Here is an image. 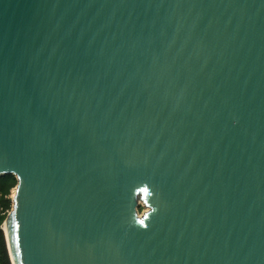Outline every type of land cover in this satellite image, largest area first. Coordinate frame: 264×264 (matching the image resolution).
<instances>
[{"label": "water", "instance_id": "95a60500", "mask_svg": "<svg viewBox=\"0 0 264 264\" xmlns=\"http://www.w3.org/2000/svg\"><path fill=\"white\" fill-rule=\"evenodd\" d=\"M6 175L11 264H264V0H0Z\"/></svg>", "mask_w": 264, "mask_h": 264}, {"label": "trees", "instance_id": "16d2710c", "mask_svg": "<svg viewBox=\"0 0 264 264\" xmlns=\"http://www.w3.org/2000/svg\"><path fill=\"white\" fill-rule=\"evenodd\" d=\"M17 185L13 175L0 176V227L12 209V191ZM140 209V208H139ZM0 264H11L3 232L0 230Z\"/></svg>", "mask_w": 264, "mask_h": 264}, {"label": "rangeland", "instance_id": "374dc122", "mask_svg": "<svg viewBox=\"0 0 264 264\" xmlns=\"http://www.w3.org/2000/svg\"><path fill=\"white\" fill-rule=\"evenodd\" d=\"M12 197H13V192L11 193L10 198L12 199ZM140 204H141V207H139L140 209L138 211H139V214H142L144 211H146V208H145V206L142 203H140ZM3 234H4V238H5V242H6V235H5L4 231H3Z\"/></svg>", "mask_w": 264, "mask_h": 264}, {"label": "bare ground", "instance_id": "6f19581e", "mask_svg": "<svg viewBox=\"0 0 264 264\" xmlns=\"http://www.w3.org/2000/svg\"><path fill=\"white\" fill-rule=\"evenodd\" d=\"M13 192V196H14V194H15V190L14 191H12ZM3 230L5 231V233H7V228H6V226L5 225H3Z\"/></svg>", "mask_w": 264, "mask_h": 264}, {"label": "snow or ice", "instance_id": "6c2138e0", "mask_svg": "<svg viewBox=\"0 0 264 264\" xmlns=\"http://www.w3.org/2000/svg\"><path fill=\"white\" fill-rule=\"evenodd\" d=\"M140 223H143V221H140Z\"/></svg>", "mask_w": 264, "mask_h": 264}]
</instances>
